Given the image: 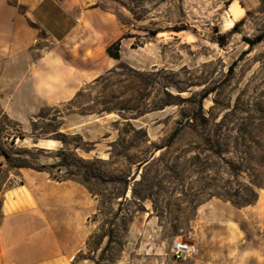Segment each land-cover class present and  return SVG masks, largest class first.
Listing matches in <instances>:
<instances>
[{
	"label": "rangeland",
	"instance_id": "obj_1",
	"mask_svg": "<svg viewBox=\"0 0 264 264\" xmlns=\"http://www.w3.org/2000/svg\"><path fill=\"white\" fill-rule=\"evenodd\" d=\"M86 5L121 28L120 59L26 130L0 108L4 150L85 187L90 213L72 264L264 258V40L245 42L264 33V0ZM71 110L100 120L85 124V140L60 131ZM38 140L60 147L36 150ZM176 239L198 253L174 260Z\"/></svg>",
	"mask_w": 264,
	"mask_h": 264
},
{
	"label": "crops",
	"instance_id": "obj_2",
	"mask_svg": "<svg viewBox=\"0 0 264 264\" xmlns=\"http://www.w3.org/2000/svg\"><path fill=\"white\" fill-rule=\"evenodd\" d=\"M86 3L0 0V108L24 130L42 108L73 102L116 61L106 48L121 38V28L109 13ZM63 120L66 128L60 131L84 140L85 124L100 122L72 110ZM54 141L38 140L35 147L56 150L60 145ZM89 213L84 186L2 162L0 264H72L85 242ZM198 263L219 264L214 258ZM222 264H264V258L258 253L254 263L245 256Z\"/></svg>",
	"mask_w": 264,
	"mask_h": 264
},
{
	"label": "trees",
	"instance_id": "obj_3",
	"mask_svg": "<svg viewBox=\"0 0 264 264\" xmlns=\"http://www.w3.org/2000/svg\"><path fill=\"white\" fill-rule=\"evenodd\" d=\"M241 22V21H240ZM240 22H237L234 27L238 26ZM219 39L223 42L224 41V36H219ZM264 40V33H260L256 35L253 39H246L245 42L248 44L249 47H253L254 45L260 43L261 41ZM106 54L108 57L114 59V60H119L120 59V41H116L109 45L106 48ZM232 70V67L230 68ZM59 139H55L58 141H61L62 143L65 142V135L62 133H59ZM36 143V142H35ZM36 150H44V149H39L35 148ZM0 155L5 158L6 162L13 168H27V169H32L37 172H45V167L44 166H39V167H33L31 164L28 162V160L21 158V157H14L10 155L6 150H4L1 142H0ZM62 165V164H61ZM72 175L74 174L73 172H70ZM56 181H64L58 178H53ZM65 180H72L70 178H67Z\"/></svg>",
	"mask_w": 264,
	"mask_h": 264
},
{
	"label": "built area",
	"instance_id": "obj_4",
	"mask_svg": "<svg viewBox=\"0 0 264 264\" xmlns=\"http://www.w3.org/2000/svg\"><path fill=\"white\" fill-rule=\"evenodd\" d=\"M3 157L0 155V166ZM170 252L174 260L181 261L186 258L195 256L198 248L195 242L187 239H176L170 245Z\"/></svg>",
	"mask_w": 264,
	"mask_h": 264
},
{
	"label": "water",
	"instance_id": "obj_5",
	"mask_svg": "<svg viewBox=\"0 0 264 264\" xmlns=\"http://www.w3.org/2000/svg\"><path fill=\"white\" fill-rule=\"evenodd\" d=\"M34 144H36V143H34Z\"/></svg>",
	"mask_w": 264,
	"mask_h": 264
}]
</instances>
